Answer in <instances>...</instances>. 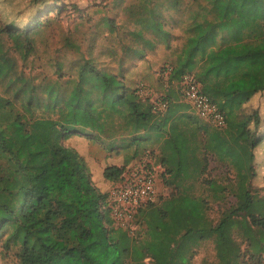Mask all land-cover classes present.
Here are the masks:
<instances>
[{"label": "trees", "instance_id": "1", "mask_svg": "<svg viewBox=\"0 0 264 264\" xmlns=\"http://www.w3.org/2000/svg\"><path fill=\"white\" fill-rule=\"evenodd\" d=\"M140 1L145 14L129 17L136 45L120 47L115 70L82 56L68 36L64 49L79 57L68 64L47 56L55 77L39 82L22 67L38 54L45 23L13 27L0 15V254L13 252L17 264H123L127 254L130 264H192L195 249L212 241L215 264H264V197L250 185L261 117L245 111L264 92V0H191L183 42L162 71L165 94L154 100L130 84L126 64L157 45L171 49L172 32L157 3ZM182 1L168 0L169 8ZM103 25L113 35V24ZM184 75L224 114V128L199 118L184 100ZM75 135L109 140L110 148L116 141L133 145L131 160L141 147L158 146L156 159L141 166H159L174 190L137 210L141 232L110 235L97 204H107V193L93 188L77 153L62 144ZM209 155L232 166L234 182L204 178ZM125 170L108 165L102 176L114 183ZM210 203L222 205L216 223ZM73 231L80 241L64 242Z\"/></svg>", "mask_w": 264, "mask_h": 264}, {"label": "rangeland", "instance_id": "2", "mask_svg": "<svg viewBox=\"0 0 264 264\" xmlns=\"http://www.w3.org/2000/svg\"><path fill=\"white\" fill-rule=\"evenodd\" d=\"M59 3H56V2ZM157 3V10L164 20L169 21L167 29L172 33L171 49H166L163 44L157 45L153 50H146L142 58H135L126 64V78L134 87L141 90L142 95H150L151 99H157L165 94L167 71L162 73L174 60L172 51L180 47L185 36L186 19L190 12L195 9L191 0H183L178 9L171 10L168 0H153ZM140 0H0V15L8 25L13 27H24L29 25L32 20L42 21L47 28L38 36V54L32 57L24 68L25 73L35 76L36 82L41 81L45 76L55 77L54 69L45 64L47 56L53 57L64 62L70 63L79 56L70 54L63 47V40L70 36L72 40L80 45L81 55L94 61L99 68L116 69L117 59L122 53L120 47L127 42L136 45V42L130 38V31L135 28L134 21L130 18H136L142 9ZM130 7V8H128ZM152 7V5H150ZM104 21L113 24V35L108 34V28L103 25ZM147 37L149 34L146 35ZM113 47L115 53L113 56L107 54V50ZM32 64V68L31 67ZM145 88V89H144ZM258 110L261 117V135L263 141L254 149L253 167L255 175L250 181L252 192L259 197H264V92L256 96L245 106V111L251 112ZM92 140L91 137L75 135L68 140L63 141V146L74 150L81 163L86 166L90 176L93 188L100 193H109L120 186L123 180L117 182H107L102 172L108 165L117 167H126L125 176H131L136 171H143L141 165L149 161H154L159 155L156 144H148L143 151L140 148L136 158L131 160L135 146L128 144L119 145V141ZM154 153V154H153ZM133 166L128 172V168ZM162 169L154 171L155 185L157 195L155 200L160 197H167L174 190V186H166L161 176ZM141 175V174H139ZM126 176V177H127ZM205 179H216L220 183L234 182L235 170L228 163H223L215 155L208 156ZM197 187V185H196ZM198 188V187H197ZM197 191V190H196ZM98 195V194H97ZM97 195L93 197L97 199ZM227 200L232 201L233 197L227 195ZM106 205L97 202L98 211L103 214L104 226L111 231L114 239L120 234L126 233L133 235L135 232H141L140 227L135 223V214L131 220L130 228L119 227L115 222L111 212V203L106 199ZM209 217L216 223L220 217L221 207L219 203H210ZM54 209V207H52ZM109 221L111 225H107ZM112 225L114 228H112ZM80 241V235L77 231L71 232L64 242ZM149 263V259L144 260ZM123 264H130L129 255L122 257ZM215 250L212 241H205L195 249L192 258V264H215ZM0 264H17L13 252L7 255L0 254Z\"/></svg>", "mask_w": 264, "mask_h": 264}, {"label": "built area", "instance_id": "3", "mask_svg": "<svg viewBox=\"0 0 264 264\" xmlns=\"http://www.w3.org/2000/svg\"><path fill=\"white\" fill-rule=\"evenodd\" d=\"M184 100L191 105L194 112L202 120L208 121L216 128L222 129L226 125L224 114L204 95L190 75H184L180 83ZM164 105L158 107L163 108ZM161 169L159 166L152 171L144 169L136 171L131 176H125L122 184L114 188L108 196L112 204L114 220L119 227L130 228V222L137 210L155 200L157 191L154 171ZM141 174V175H139Z\"/></svg>", "mask_w": 264, "mask_h": 264}]
</instances>
